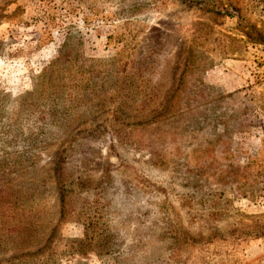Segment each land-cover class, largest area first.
I'll list each match as a JSON object with an SVG mask.
<instances>
[{
    "label": "rangeland",
    "instance_id": "1",
    "mask_svg": "<svg viewBox=\"0 0 264 264\" xmlns=\"http://www.w3.org/2000/svg\"><path fill=\"white\" fill-rule=\"evenodd\" d=\"M257 31L264 0H0L2 264H264ZM169 227L205 236L176 262Z\"/></svg>",
    "mask_w": 264,
    "mask_h": 264
},
{
    "label": "trees",
    "instance_id": "2",
    "mask_svg": "<svg viewBox=\"0 0 264 264\" xmlns=\"http://www.w3.org/2000/svg\"><path fill=\"white\" fill-rule=\"evenodd\" d=\"M254 42H258V43H262L264 44V35L261 31H257V33L255 34V37H253ZM169 108H172V105H170ZM168 112L166 113H161V115L159 117H164L167 118L168 117ZM63 201L65 202V198L63 199ZM65 217V215L62 216V218L59 220L61 221L63 218ZM36 226V221H33L29 227H25L24 230H22L20 228L19 225H17L16 227H14V229H9V233H12L11 235L13 237H21L24 235H28V236H33L34 235V231H37V227ZM88 228H87V234H88ZM168 231L165 232L167 238L171 243V247H169V249L167 250L169 252V255L171 256L173 261L178 262L179 259H177L176 257V251H179L181 249L182 246L180 245H185V243H199L202 242L204 239V234L201 233H193L189 230L186 229H181V228H167ZM58 231V226H54L51 229V232L48 236L47 239H55L56 233ZM16 233L15 235H13V233ZM245 236H250L252 238H264V223H257L255 228L253 227V229H250L246 232L243 233ZM82 243V242H80ZM51 245V243H49V245H45V248H48L49 250V246ZM82 246H84L82 244ZM41 252H46L44 249H41ZM50 252V250H49ZM34 254V252H30L29 256H32ZM14 258H18L17 256H14ZM0 264H2V261H0Z\"/></svg>",
    "mask_w": 264,
    "mask_h": 264
}]
</instances>
